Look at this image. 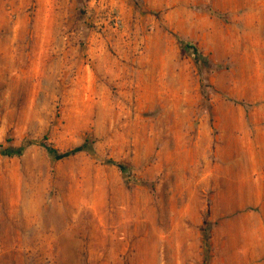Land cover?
<instances>
[{
    "label": "rangeland",
    "instance_id": "1",
    "mask_svg": "<svg viewBox=\"0 0 264 264\" xmlns=\"http://www.w3.org/2000/svg\"><path fill=\"white\" fill-rule=\"evenodd\" d=\"M44 137L92 152L0 156V264H264V0H0V144Z\"/></svg>",
    "mask_w": 264,
    "mask_h": 264
},
{
    "label": "trees",
    "instance_id": "2",
    "mask_svg": "<svg viewBox=\"0 0 264 264\" xmlns=\"http://www.w3.org/2000/svg\"><path fill=\"white\" fill-rule=\"evenodd\" d=\"M208 12L211 15L221 17V15L217 13L212 7L208 9ZM176 38L182 51L191 57L200 73L212 70V64L209 57L198 47L197 44L185 40L181 36L176 35ZM92 145V141L86 140L81 146L68 152L61 153L60 151L55 149L51 144L48 143V139L46 137L41 140L25 139L22 141L19 147L13 146L11 140H6L5 144H0V156L7 158L21 157L29 148L37 146L45 149L52 159L62 160L72 156H76L80 153L90 154L92 152ZM110 164L118 167L129 183H138V180L135 177L127 174V169L122 164L116 163L114 161H110ZM205 238L206 241H208L207 235ZM205 261V264H208V258H206Z\"/></svg>",
    "mask_w": 264,
    "mask_h": 264
}]
</instances>
